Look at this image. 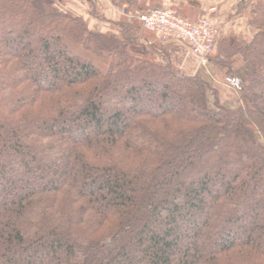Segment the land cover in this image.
<instances>
[{
	"label": "trees",
	"instance_id": "1",
	"mask_svg": "<svg viewBox=\"0 0 264 264\" xmlns=\"http://www.w3.org/2000/svg\"><path fill=\"white\" fill-rule=\"evenodd\" d=\"M245 1L248 40L185 76L125 24L0 0V264H264V0Z\"/></svg>",
	"mask_w": 264,
	"mask_h": 264
},
{
	"label": "crops",
	"instance_id": "2",
	"mask_svg": "<svg viewBox=\"0 0 264 264\" xmlns=\"http://www.w3.org/2000/svg\"><path fill=\"white\" fill-rule=\"evenodd\" d=\"M130 1L64 0L63 9L71 15L84 18L92 32L107 34L114 39H119L122 36L121 24L138 30L140 33L138 44L145 53L156 63L170 65L180 74L194 76L202 69L204 65L191 53L188 47L176 42L160 44L156 34L153 42L142 36L137 20L138 12H135L132 5L130 7ZM137 3L142 8L141 13L144 14L150 9L164 7H177L176 9L180 12H192L194 16L190 21H196L202 17L204 12H209L208 15H210V20L217 29L218 37L243 43L251 36L248 23L254 9L253 1L200 0L199 5L192 8L184 0H137ZM204 72H206L205 69Z\"/></svg>",
	"mask_w": 264,
	"mask_h": 264
},
{
	"label": "built area",
	"instance_id": "3",
	"mask_svg": "<svg viewBox=\"0 0 264 264\" xmlns=\"http://www.w3.org/2000/svg\"><path fill=\"white\" fill-rule=\"evenodd\" d=\"M142 30L157 35L158 42H176L188 47L202 65L214 52L215 31L205 15L196 21H189L172 7L156 8L137 17Z\"/></svg>",
	"mask_w": 264,
	"mask_h": 264
},
{
	"label": "rangeland",
	"instance_id": "4",
	"mask_svg": "<svg viewBox=\"0 0 264 264\" xmlns=\"http://www.w3.org/2000/svg\"><path fill=\"white\" fill-rule=\"evenodd\" d=\"M190 8H192L191 6H189ZM154 9V8H153ZM179 12V11H178ZM180 13V15H182L183 17H185L186 19H188V20H191V18H193L192 16H194V15H192V12H188V11H185V12H179ZM209 14V12H204L203 13V15L202 16H205V15H208ZM209 18H210V15H209ZM212 23V22H211ZM212 25H213V23H212ZM213 29H214V31H215V37H216V43L221 39L220 37H218V35H217V29L214 27V25H213ZM141 35L142 36H144L147 40H149V41H151V42H153L154 41V33H148V32H146V31H143L142 30V28H141ZM155 43V42H154ZM215 53V52H214ZM213 53V54H214ZM213 54L211 55V57H213ZM222 94H221V98L222 99H225L226 98V96L227 95H229V90H227V89H223L222 90V92H221ZM226 102V101H225ZM228 102H226V104H227ZM231 103H228V105H230ZM116 109H119V110H121V105H119V106H116ZM204 172H201V175L203 174ZM23 183V182H22ZM19 185V184H18ZM20 186V185H19Z\"/></svg>",
	"mask_w": 264,
	"mask_h": 264
}]
</instances>
